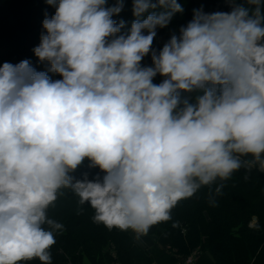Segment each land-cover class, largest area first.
I'll use <instances>...</instances> for the list:
<instances>
[{
  "label": "clouds",
  "instance_id": "1",
  "mask_svg": "<svg viewBox=\"0 0 264 264\" xmlns=\"http://www.w3.org/2000/svg\"><path fill=\"white\" fill-rule=\"evenodd\" d=\"M228 2L230 12L194 10L157 52L177 0H133L124 33L112 19L123 0H59L33 51L62 79L27 60L0 67V264H51L63 225L47 212L62 188L96 223L139 237L202 186L264 171V0ZM194 90L195 103L181 99ZM86 160L103 176L71 175Z\"/></svg>",
  "mask_w": 264,
  "mask_h": 264
},
{
  "label": "trees",
  "instance_id": "2",
  "mask_svg": "<svg viewBox=\"0 0 264 264\" xmlns=\"http://www.w3.org/2000/svg\"><path fill=\"white\" fill-rule=\"evenodd\" d=\"M58 2L0 0V67L6 62L16 65L27 60L37 72H46L51 80L62 79L58 73L49 71V62L41 61L33 51L39 46L41 35L47 34L43 21L55 14ZM177 2L183 11L175 13L167 27L156 30L164 29L168 41L193 19L194 10L202 9L208 14L232 10L228 0ZM237 2L243 3V0ZM115 4L116 0H107L106 7ZM112 19L125 22L121 33L129 31L136 19L133 0H123V9ZM152 48L161 50L157 34ZM141 65L152 66L151 53L143 58ZM164 79L157 74L153 83L158 85ZM181 99L195 103L187 92H181ZM85 173L89 180L98 174L103 176L99 168H90L87 160L71 175L83 179ZM221 185L217 193L216 188ZM47 215L63 225V231L54 234L56 242L49 249L51 264H176L187 255L194 256V264H264V172L257 166L250 170L241 167L227 180L217 179L180 200L172 209L170 220L153 225L146 233L165 235L168 239L165 248L156 242L142 245L134 239L131 230L109 229L96 223L94 209L88 203L79 204V197L71 188L59 191ZM252 218H255L253 225ZM207 255L209 262H206ZM21 264L41 262L37 258Z\"/></svg>",
  "mask_w": 264,
  "mask_h": 264
},
{
  "label": "crops",
  "instance_id": "3",
  "mask_svg": "<svg viewBox=\"0 0 264 264\" xmlns=\"http://www.w3.org/2000/svg\"><path fill=\"white\" fill-rule=\"evenodd\" d=\"M157 39L159 40V44H160V47L161 49L163 48L164 44L168 42L167 40V34H166V31L164 29H160L158 32H157ZM166 78V77H165ZM194 100L196 99V97L198 95H201L202 94V91L200 90H194L192 92H187ZM251 157H242V159H250ZM258 169L259 168V165H257ZM264 172V171H263ZM255 221V218H252V224L254 223ZM133 235V233H132ZM141 240L145 242V245L144 246H150L151 243L153 242H156V244L160 247V248H165L167 247L168 245V239L166 238L165 235L163 234H159V235H154V234H151V235H148V234H143L141 235ZM134 237V235H133ZM148 240V241H147ZM142 241H138V242H141ZM150 242V243H149ZM143 244V243H142ZM211 259H210V256L207 255L206 256V262H209Z\"/></svg>",
  "mask_w": 264,
  "mask_h": 264
},
{
  "label": "built area",
  "instance_id": "4",
  "mask_svg": "<svg viewBox=\"0 0 264 264\" xmlns=\"http://www.w3.org/2000/svg\"><path fill=\"white\" fill-rule=\"evenodd\" d=\"M176 264H194V256L187 255L179 260Z\"/></svg>",
  "mask_w": 264,
  "mask_h": 264
},
{
  "label": "rangeland",
  "instance_id": "5",
  "mask_svg": "<svg viewBox=\"0 0 264 264\" xmlns=\"http://www.w3.org/2000/svg\"><path fill=\"white\" fill-rule=\"evenodd\" d=\"M252 224V223H251ZM133 233V235H134V239L136 240V241H142L141 240V235L139 236V237H137V235H136V233H134V232H132ZM148 241V240H147ZM141 243V242H140ZM143 243V244H142ZM142 245H145V242L144 241H142ZM150 243V242H149ZM183 258V257H182Z\"/></svg>",
  "mask_w": 264,
  "mask_h": 264
}]
</instances>
